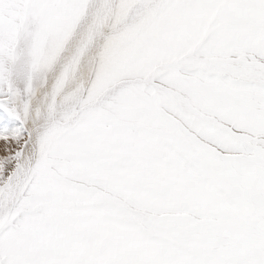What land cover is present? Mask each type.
Instances as JSON below:
<instances>
[{"label":"snow or ice","instance_id":"6c2138e0","mask_svg":"<svg viewBox=\"0 0 264 264\" xmlns=\"http://www.w3.org/2000/svg\"><path fill=\"white\" fill-rule=\"evenodd\" d=\"M0 264H264V0H0Z\"/></svg>","mask_w":264,"mask_h":264}]
</instances>
